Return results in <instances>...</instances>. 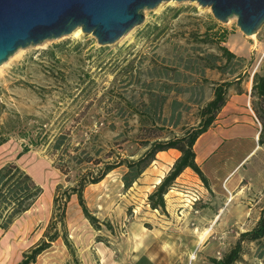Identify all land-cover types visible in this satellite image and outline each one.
I'll return each instance as SVG.
<instances>
[{"label": "rangeland", "instance_id": "obj_1", "mask_svg": "<svg viewBox=\"0 0 264 264\" xmlns=\"http://www.w3.org/2000/svg\"><path fill=\"white\" fill-rule=\"evenodd\" d=\"M143 14V23L112 45L101 46L93 36L82 33L80 37L67 35L18 50L0 66V124L32 132L45 124L49 135L57 132L58 125H73L74 145L85 141L90 131L102 129L100 141L105 149L115 141L121 142L122 153L136 158L144 151L140 141L151 134L160 139L180 136L185 129L196 126L199 109L212 97L213 86L232 79L227 74L230 69L236 70L235 75H247L240 83L242 91L251 87V76L264 61V27L253 37L245 36L235 17L220 22L209 8L189 1H169ZM220 35L225 38L219 44ZM221 45L243 59L239 64L232 62L224 74L207 68V55L220 59ZM166 87L170 89L167 92ZM231 90L237 91L235 87ZM162 96L165 101L161 110L154 115L151 108L144 115L151 99ZM174 101L180 106L175 107L171 118ZM152 123L161 130L151 133ZM239 129L228 131L220 143L205 152L208 154L201 169L208 187L193 172L182 173L175 180L164 195L166 213L150 209L147 197L156 186L141 182L149 176L155 183L166 175L168 165L162 163L161 156L155 159L160 165L152 163L155 175L146 171L128 189L121 183L123 167L98 184L87 186L84 198L88 209L109 225L112 235L127 241L147 240L162 252L168 250L173 264L220 259L240 233L255 225L264 206V146L239 163L244 153L254 148L247 129ZM214 137L209 134L205 143L211 144ZM26 142L16 132L11 133L9 141L0 147V167L15 162L43 188L47 198L41 203L42 193L29 213L7 231L0 230V264H15L42 238L51 217L56 185L67 186L42 143L15 159ZM211 166L219 169L221 179L236 167L228 188L213 187V178L207 173ZM194 189L201 193L202 200L190 209L184 199L187 191ZM69 202L65 219L68 238L71 234H86L80 208L73 218L68 215ZM255 249L254 243L245 245L244 255L236 264H263ZM193 253L196 258L190 260ZM38 258L42 260L36 259V264H43V253Z\"/></svg>", "mask_w": 264, "mask_h": 264}, {"label": "trees", "instance_id": "obj_2", "mask_svg": "<svg viewBox=\"0 0 264 264\" xmlns=\"http://www.w3.org/2000/svg\"><path fill=\"white\" fill-rule=\"evenodd\" d=\"M220 36L219 44L224 42L225 38L224 35ZM218 50L220 59L214 55H207V68L215 69L224 74L232 62L239 64L243 60L225 46H218ZM221 59L225 60L224 63L218 64L217 62ZM235 71V69H230L227 72L233 76L232 79L222 80L213 86L212 97L199 109V121L196 126L185 129L180 136L160 139L157 135L151 134L148 138L143 139L144 141H140L144 151L136 158H131L122 153L121 142L115 141L108 149H105L100 141L102 129L90 131L86 134L87 139L85 141L74 145L71 141L72 132L75 130L73 125L68 127L63 124L58 125L57 132L49 135L45 124H39L37 130L35 129L36 131L33 132L20 126L0 124V147L9 141L11 133L16 132L20 139L27 140L26 143L21 144V150L16 155L15 159L18 160L32 147H37L42 143L53 168L63 175L64 181L67 183V186L56 185L52 196L51 217L42 238L24 252L22 258L15 264H36L37 257L58 239L62 240L69 254L74 258L75 248L68 238L65 222L66 206L72 196L76 198L84 218L93 229L99 230L101 224L109 228L107 223L100 222L88 209L84 191L87 186L98 184L109 173L120 167L125 168V172L121 176L122 186L124 189H128L155 161L159 152L172 149L180 153L168 173L147 197L150 209L159 210L162 213H166L164 195L185 169H190L208 187V179L195 161L193 147L197 139L213 126L219 112L228 100L229 90L235 87L237 94L242 93L240 83L247 75L244 73L235 75ZM251 82L250 107L260 125L257 143L259 146H264V61L260 70L253 73ZM169 90V87L165 88V92ZM179 91L180 89H177V92ZM159 98L151 99L144 110V115L147 116L151 108L154 115L157 114L158 110H161L165 97ZM177 106H180V103L174 101L171 118L174 116ZM78 119L77 117L76 120ZM177 120L174 125H176ZM110 128L113 129L114 125H111ZM154 130L161 129L156 128L152 123L150 132L152 133ZM42 193L43 188L15 162L1 166L0 230L7 231L18 218L33 207ZM252 243L256 245V257L261 259L264 264V206L260 209L255 225L250 230L240 233L233 246L220 259H210V262L212 264H236L244 255L245 245Z\"/></svg>", "mask_w": 264, "mask_h": 264}, {"label": "water", "instance_id": "obj_3", "mask_svg": "<svg viewBox=\"0 0 264 264\" xmlns=\"http://www.w3.org/2000/svg\"><path fill=\"white\" fill-rule=\"evenodd\" d=\"M169 1L196 2L220 22L235 17L245 36L264 27V0H0V66L18 50L78 27L97 44L112 45L143 23L144 10Z\"/></svg>", "mask_w": 264, "mask_h": 264}, {"label": "crops", "instance_id": "obj_4", "mask_svg": "<svg viewBox=\"0 0 264 264\" xmlns=\"http://www.w3.org/2000/svg\"><path fill=\"white\" fill-rule=\"evenodd\" d=\"M250 88L251 87L246 88L241 94L232 92L231 88L228 92V100L225 106L219 112L213 126L206 133L202 134L195 142L193 147L195 152V161L199 165L200 169L201 162L205 157L204 155L208 154L205 152H209L212 147L214 148L218 144V142L220 143L222 138H225L228 131H241V129H239L241 126L243 129H247L246 131L249 132L248 136L254 148L247 150L244 153L246 155L239 161V163L243 162L248 156H250L248 154L252 150L254 151L257 149L259 151L260 148L263 147L259 146L257 143L260 125L259 123L256 125L255 116L250 107ZM211 133H213V136L215 137L211 141V144H208V141L206 144L205 140ZM215 139L216 141H214ZM198 142H200L198 145L199 147L196 149ZM156 156L157 158L158 156H161L159 158L163 160L162 163L168 165L166 171L168 173L175 160L180 156V153L171 149L165 152H159ZM154 163L160 165V162L156 160L153 161V164ZM152 167L155 168V166L151 164L145 170V172L147 171V174L149 175H155V172L152 171ZM212 167L213 166H211L207 173L213 178L215 183L213 184V187L221 185L223 188H225V186L228 188L229 177L232 176V173H234L236 167L229 171L223 179L219 177V169ZM225 167L227 166L225 165ZM188 172L192 171L188 168L183 171V173ZM164 176L165 174H162L160 178H157L155 183L150 181L152 177L149 176L142 179L144 181L141 180V182L153 184V187H155L159 184ZM140 177L137 179V181H140ZM29 211L26 213H29ZM83 220L85 222L83 223L84 228H86L87 233L82 235L76 233L75 236L72 234L69 235V239L75 248L74 258L69 254L62 240L58 239L55 242H52L50 248L43 252V264H173V258L172 255H170V252L168 250L164 251L165 253L162 252L158 248L157 244L153 247V244L151 245L147 240L143 239L139 240L140 243L136 242V240L134 241L133 238H131L129 241L122 240L121 238L112 235V230L106 228L103 224H101V228L99 230H95L84 218V216ZM160 240L161 238H158L156 242L159 243ZM134 242H136V244ZM203 264L212 263L206 261L203 262Z\"/></svg>", "mask_w": 264, "mask_h": 264}, {"label": "bare ground", "instance_id": "obj_5", "mask_svg": "<svg viewBox=\"0 0 264 264\" xmlns=\"http://www.w3.org/2000/svg\"><path fill=\"white\" fill-rule=\"evenodd\" d=\"M129 33H130V32H129ZM129 33H128V34H129ZM128 34H126L125 36H123L120 40H122L123 38H125ZM71 35L74 36V37H80V36L82 35V31H81L80 27L76 28V29L71 33ZM251 37H253V35H251ZM120 40H119V41H120ZM199 143H200V142H198V144L196 145V149L199 147V146H198ZM252 153H253V150H252L248 155H251ZM232 178H233V177H232ZM45 198H47V197H46V193H45V194L43 193V197L40 199V200H41V203L44 202ZM78 209H79V207L77 206V204H76V202H75V199L72 198V200H70V202H69V204H68V208H67V213H68V215L71 216V217L73 218V216L76 214V212H77ZM75 216H76V215H75ZM75 221H76V220H75ZM205 233H206V231L203 232V234H201V236H200V238H199V241H201V240L203 239V236H204ZM40 255H41V254H40ZM40 255H39L38 257H40ZM38 257H37V259H38V261L40 262V261L42 260V258H38Z\"/></svg>", "mask_w": 264, "mask_h": 264}, {"label": "built area", "instance_id": "obj_6", "mask_svg": "<svg viewBox=\"0 0 264 264\" xmlns=\"http://www.w3.org/2000/svg\"><path fill=\"white\" fill-rule=\"evenodd\" d=\"M255 121L257 122L256 119H255ZM185 197L187 198V199H184V200H186V206H188V208H190V209H193V207L196 204H198L199 202H201V200H202L201 193L196 189L191 190V191H187ZM193 212L198 213V210L194 209Z\"/></svg>", "mask_w": 264, "mask_h": 264}, {"label": "clouds", "instance_id": "obj_7", "mask_svg": "<svg viewBox=\"0 0 264 264\" xmlns=\"http://www.w3.org/2000/svg\"><path fill=\"white\" fill-rule=\"evenodd\" d=\"M196 257H195V253H193L191 256H190V260H194Z\"/></svg>", "mask_w": 264, "mask_h": 264}]
</instances>
